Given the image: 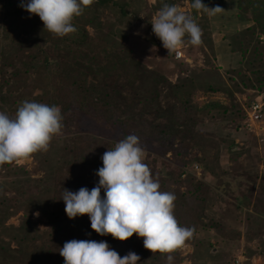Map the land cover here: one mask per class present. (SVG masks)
<instances>
[{
  "label": "rangeland",
  "instance_id": "1",
  "mask_svg": "<svg viewBox=\"0 0 264 264\" xmlns=\"http://www.w3.org/2000/svg\"><path fill=\"white\" fill-rule=\"evenodd\" d=\"M112 1L122 2L124 0ZM134 1L139 3L140 9L135 12L133 8H127V16L121 17L114 4L108 2L106 7H102L97 5L96 0H92L91 15L94 17L92 23L86 25V30L90 36L98 40L97 43L108 41L106 44L113 52L127 49L124 55L131 53L132 57L140 58L141 65L137 75L139 81L143 80L147 84L148 90L143 92V99L146 94L155 93V90H150L148 85L152 84L153 75L158 76L160 81L162 80L154 88L158 93L159 104L162 106L176 100L173 93L182 89L181 83L189 80V83H195L194 86L184 87L186 89L180 92H185L183 98L184 100L188 98L190 111L196 112L195 114L200 119L194 128L199 134V140H202L199 145L206 149H191L184 157L175 156V153L170 152L162 155L161 144L157 146L145 137L139 138V146L144 152L142 162L154 172L153 179L166 178L172 173L176 175L184 170L183 163L190 162L192 167L189 168V166L188 169L192 170H188L189 176L192 177L194 183L201 182L206 188L202 192L204 206L201 211L203 212L202 221L206 225L213 224L214 226L201 228L198 238L204 242V246H208V253L213 257L207 261H204L203 257L199 261L194 260L190 256L193 254V246L185 243L176 250L182 257L181 262L177 264H264V214L254 207L258 199L261 203L257 205L264 208V194L258 195L257 189L259 176L264 173V116L250 128L240 117L245 114V110L255 98L260 97L264 100V90L259 92L256 86L253 88L243 86L254 84V77L244 64H241L237 70H234L237 66L234 69L232 65L229 66L234 63L235 59L241 57L244 63L260 56L264 60V33L251 20L248 12L237 10L236 0H202V3L209 8L219 5L224 9L223 12L213 16L192 9L190 0H172L176 2L174 5L179 10L195 20L202 31L201 44L193 46L187 40L179 49L184 58L175 61L167 59L166 56V53L173 56L174 51L168 52L152 31L151 23L158 13L153 9L157 0ZM7 5V0H0V68L4 62L1 50L5 49L7 52L18 39L25 36L22 34L17 18L14 14L7 12ZM31 16L33 21L40 20L34 14ZM108 33H115V35L110 39ZM44 36L46 40L49 39L47 47L50 49V59L48 63H53L51 59L57 53H53L50 45L56 42V39L51 38L50 34ZM238 41L240 45H237ZM103 57L101 55L99 60H103ZM5 60H8L6 56ZM179 62L180 67L177 65ZM6 70L9 71V67L6 66ZM111 72L110 69L99 70L97 81L101 91H107L111 86L120 88V83L113 80ZM204 76H209L210 80L214 77V82L221 78L224 86L233 92L239 110H233V116L226 117L227 121L223 120L220 116L221 110L216 107L201 109L209 102H219L229 106V100L225 94L204 91ZM193 79H198V83ZM88 81H92V77H89ZM168 83L171 87L167 85ZM7 93L6 88L0 92V112L14 118V106L17 105L19 99L16 95L9 99L6 97ZM39 93L37 89L34 95ZM143 99L141 95V104L136 108L131 104L129 108L121 106V109L124 112L131 110L130 113L141 111L144 118L155 122V127H163V123L169 120V112L156 113L151 110L147 112L145 104L142 103ZM116 127L96 117H86L82 113H77L74 132L96 135L99 139L115 144L124 139L123 134L127 133L121 127ZM176 132V130L173 131V133ZM128 133L132 135L130 131ZM71 139L72 135H57L51 139L47 151L36 152V159L30 157L20 164L11 163L9 167L0 165V184L12 183L10 186L6 185L7 189L2 194L4 199H0V201H6L4 205H9V211L13 210V205H17L14 198L19 197L18 199L21 200L19 191L24 190L29 194L34 192V183H24L25 181H32V179L35 180L47 174L48 170L44 171L46 167H42L43 163L39 161L44 162L49 157L53 142L62 141L68 148ZM215 153H218V160H215ZM203 156H205L203 161L208 159L206 164L215 175L204 171L200 164L194 161ZM165 165L169 166L165 168ZM196 166L197 169H195ZM170 187L175 188V185L170 184ZM183 190L182 188L181 191ZM22 217V212L9 217L5 222V232L0 234V253H2L0 255H6L3 252L7 251L11 254L12 260L22 257L16 252L18 245L14 237L18 234L14 229L11 230L10 226L17 227ZM32 218L38 222L40 229H45V216L33 213ZM139 240L143 241L142 238ZM5 248L10 250H5ZM204 248L201 250L204 251Z\"/></svg>",
  "mask_w": 264,
  "mask_h": 264
},
{
  "label": "trees",
  "instance_id": "2",
  "mask_svg": "<svg viewBox=\"0 0 264 264\" xmlns=\"http://www.w3.org/2000/svg\"><path fill=\"white\" fill-rule=\"evenodd\" d=\"M7 1V12L14 14L22 34L25 36L18 39L7 52H5V49L1 50L4 62L0 68L2 78L0 92L3 88H6L8 90L7 98L11 99L13 95L17 96L16 98L19 101L14 106L15 113L24 101L58 106L61 111L63 125L60 135H72V139L68 148L66 145L64 146L62 141L53 142L49 157L44 162L39 161V163H43L42 167H46L44 171L48 170L47 174L44 177L24 182H33L34 192L29 194L24 190L19 191L21 192V200L18 199L19 197L14 198L17 205H13L12 211H9L8 204L4 205L5 200L0 201V234L5 232V222L9 217L16 215L18 212L23 214L17 227L10 226V229H14L18 234L14 237L18 245L16 252L20 253L22 258L12 260L11 254L5 251L3 253L6 255H0V264H64L59 249L63 247L66 241L72 239L103 240L121 257L130 251L135 252L140 257L138 264H167L166 256L169 254L152 253L146 250L143 247V241H140L135 233L126 241H118L111 235L101 236L95 233L90 228L87 215L69 219L61 198L63 189L75 192L81 187L91 190L96 186L99 179L96 171L102 167L101 156L105 151L111 150L115 146L113 142L99 139L96 135L92 136L89 133L84 134L77 131L75 133L77 113H82L86 117H96L104 123L121 127L127 131L123 134L124 138L129 135L128 131H130L132 135L141 139L145 137L157 146L161 144L162 155L170 152L175 153V156L184 157L191 149H206L199 145L202 140H199V134L194 128L200 119L195 114L196 112L190 111L188 98L185 100L183 98L185 92H180L182 89H186L184 87L194 86L195 83H189L190 80L181 83L182 89L173 93L176 100L162 106L158 101V93L154 89L162 80L160 81L158 76L153 75L152 84L148 85L150 90H155V93L153 95L148 93L143 99V92L148 90L147 84L138 79L137 71L141 65L140 58L132 57L129 51V55H124L123 53L127 49L121 52H113L107 45L108 41L97 43L98 40L88 34L86 25L91 24L94 17L91 15L90 4L83 8L79 17H74L72 23L76 28V32L59 37L44 29L41 20L36 19L33 21L32 14L30 15L19 6L20 0ZM96 2L98 6L102 7H106L108 2L114 4L121 17L127 16V8H133L135 12L140 9L139 3L134 0H124L122 2L96 0ZM175 3L172 0H157L153 9L158 12L164 4L174 5ZM236 8L241 12H248L251 20L264 33V0H236ZM45 34H50L51 38L56 39V42L50 45L53 53H57L51 59L53 63H48L50 59V49L47 47L49 39H45ZM114 35L115 33H108L110 39ZM184 39L185 42L188 40L186 36ZM237 45H240L239 41ZM101 55L104 56V59L100 61ZM5 56L8 60H5ZM166 56L167 59L175 60L172 54L166 53ZM241 64H244L254 77V84H244L243 86L246 88L256 86L258 91L262 92L264 90V60L262 57L260 56L246 63L243 62L241 57L235 59L234 63L229 66L232 65V69L237 66L234 69L237 70L241 67ZM177 65L180 67V62ZM6 66L9 67V71L6 70ZM104 69L112 71V78L116 83H120V88L111 86L107 91L99 89L100 84H98L97 75L99 70ZM89 77H92V81H88ZM193 80L198 83V79ZM203 80L205 81L204 91L225 94L229 100V106L222 105L219 102H209L201 109L207 110L216 107V109L221 110L220 116L223 117V120L227 121L226 117L233 116V110H239L233 92L224 86L221 78L214 82V77L210 80L209 76H204ZM167 85L171 87L170 83ZM178 88L180 89V87ZM37 89L40 93L34 95ZM141 95L142 103L145 104V111L169 112V120L163 123V127H155V122L144 118L141 111L130 113L131 110L124 112L121 109V106L127 108L131 104L132 107L135 106L136 108L141 104ZM240 117L244 121L245 114ZM174 130L177 132L173 133ZM36 154H32L31 158L36 159ZM217 157L218 153H215V160H218ZM204 158L205 156L194 161L199 163L204 171L215 175L209 165L206 164L208 159L203 161ZM10 165L11 163L3 164L5 167ZM168 166L165 165V168ZM182 166L184 170L176 175L172 173L166 178H155V180L160 185L158 190L175 194L173 215L178 225L193 229L192 237L185 242L193 246L191 258L199 261L203 257L204 261H207L213 255L208 253V246H204V242L198 238V232L201 228L214 226L213 224L206 225L202 221L203 212L201 211L204 207L202 192L206 188L201 182L194 183L192 177L189 176L188 170H192L188 169L189 166V168L192 167L190 162L183 163ZM150 174L153 177L154 172L150 170ZM11 184H0V199H4L2 194L7 189L6 185L10 186ZM170 184H174L175 188H171ZM182 188L183 191H181ZM257 189L258 195L264 194V173L259 176ZM103 195V190H101V197ZM257 203L261 202L257 199L255 209L264 214V208L259 207ZM33 213L46 217L45 229L39 228L38 222L32 218ZM203 247H205L204 251L201 250ZM170 255L173 256L172 264L181 262L182 257L177 251L170 253Z\"/></svg>",
  "mask_w": 264,
  "mask_h": 264
},
{
  "label": "clouds",
  "instance_id": "3",
  "mask_svg": "<svg viewBox=\"0 0 264 264\" xmlns=\"http://www.w3.org/2000/svg\"><path fill=\"white\" fill-rule=\"evenodd\" d=\"M91 2L20 0L19 6L30 15L38 16L44 29L64 37L76 32L72 21ZM190 3L192 9L209 16L224 11L219 5L209 8L202 0H190ZM151 25L168 52L180 49L185 36L191 45L201 44L200 27L175 5L164 4ZM245 120L246 112L244 124L247 126ZM62 127L61 111L56 105L24 101L14 118L0 112V165L20 164L36 152L47 151L51 139L61 134ZM143 158L139 138L127 135L101 156L102 167L96 171L99 178L96 186L91 190L81 187L75 192L63 189L64 210L69 219L87 215L90 228L101 236L111 235L118 241H126L135 233L143 239L146 250L169 254L166 261L172 264L170 253L192 237L193 229L178 225L173 215L175 194L158 190L159 182L151 177ZM59 254L64 264H138L140 261L139 255L131 251L121 257L103 240L72 239L63 244Z\"/></svg>",
  "mask_w": 264,
  "mask_h": 264
},
{
  "label": "built area",
  "instance_id": "4",
  "mask_svg": "<svg viewBox=\"0 0 264 264\" xmlns=\"http://www.w3.org/2000/svg\"><path fill=\"white\" fill-rule=\"evenodd\" d=\"M173 57L174 59L178 60L180 58H183V55L181 51L177 49L174 51ZM245 112V123L247 124V127L250 128L255 122L260 121V119L264 116V100L260 97L255 98L254 101L249 104Z\"/></svg>",
  "mask_w": 264,
  "mask_h": 264
}]
</instances>
